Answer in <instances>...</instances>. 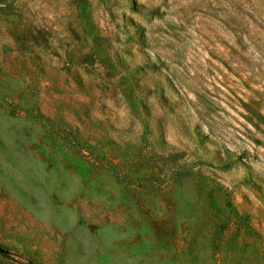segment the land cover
Here are the masks:
<instances>
[{
	"label": "rangeland",
	"instance_id": "1",
	"mask_svg": "<svg viewBox=\"0 0 264 264\" xmlns=\"http://www.w3.org/2000/svg\"><path fill=\"white\" fill-rule=\"evenodd\" d=\"M0 247L264 264V0H0Z\"/></svg>",
	"mask_w": 264,
	"mask_h": 264
},
{
	"label": "trees",
	"instance_id": "2",
	"mask_svg": "<svg viewBox=\"0 0 264 264\" xmlns=\"http://www.w3.org/2000/svg\"><path fill=\"white\" fill-rule=\"evenodd\" d=\"M233 162H228L225 165V168H229L232 165ZM0 254L3 255L4 257H8V258H13V255L10 251H8L5 248L0 247ZM22 264H33L32 262H28V261H22Z\"/></svg>",
	"mask_w": 264,
	"mask_h": 264
}]
</instances>
